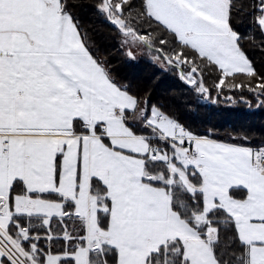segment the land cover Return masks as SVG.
I'll use <instances>...</instances> for the list:
<instances>
[{
    "label": "snow or ice",
    "instance_id": "6c2138e0",
    "mask_svg": "<svg viewBox=\"0 0 264 264\" xmlns=\"http://www.w3.org/2000/svg\"><path fill=\"white\" fill-rule=\"evenodd\" d=\"M81 6L0 0V264H264V143L197 134L134 92ZM88 7L126 60L146 50L200 98L264 107L244 47L264 51V0Z\"/></svg>",
    "mask_w": 264,
    "mask_h": 264
},
{
    "label": "trees",
    "instance_id": "16d2710c",
    "mask_svg": "<svg viewBox=\"0 0 264 264\" xmlns=\"http://www.w3.org/2000/svg\"><path fill=\"white\" fill-rule=\"evenodd\" d=\"M81 7L74 9L83 20L87 30L94 32L102 29L109 36V43L104 46L113 75L133 86V91L141 95L150 94L153 103L163 101L164 110L174 116L180 123L200 135L213 133V138L228 142L231 137L247 136L252 144L264 143V107H258L257 101L247 91L227 92L215 102L199 97L190 86H186L176 75V70L162 71L151 62L146 50L138 53L135 61L126 60L119 52L114 51L115 39L111 27L99 19L88 3L90 0H77ZM242 34L246 29H241ZM249 57L257 70L264 73V51L255 45L245 43ZM243 77H240L242 79ZM216 73L207 72L206 83L211 84ZM215 96V93H213ZM232 97L227 99L226 97ZM241 97H244L242 100ZM251 101V105L246 103Z\"/></svg>",
    "mask_w": 264,
    "mask_h": 264
},
{
    "label": "crops",
    "instance_id": "0c3cea01",
    "mask_svg": "<svg viewBox=\"0 0 264 264\" xmlns=\"http://www.w3.org/2000/svg\"><path fill=\"white\" fill-rule=\"evenodd\" d=\"M219 140V139H218Z\"/></svg>",
    "mask_w": 264,
    "mask_h": 264
}]
</instances>
